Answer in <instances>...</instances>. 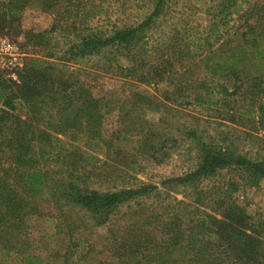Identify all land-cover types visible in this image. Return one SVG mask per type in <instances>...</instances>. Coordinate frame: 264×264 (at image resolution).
<instances>
[{"label":"rangeland","instance_id":"rangeland-1","mask_svg":"<svg viewBox=\"0 0 264 264\" xmlns=\"http://www.w3.org/2000/svg\"><path fill=\"white\" fill-rule=\"evenodd\" d=\"M156 2L19 0L23 9L18 21L0 28L2 77L17 81L29 59H43L53 76L85 87L102 113L89 133L82 119L79 128L69 130L76 138L58 135L60 141L50 144L53 149L34 144L36 151L44 150L39 170L45 194L29 198L37 212L25 220L20 240L26 252L41 257V264H63L65 259L128 264L121 245L141 241V222L149 215L195 209L219 215L226 205H236L254 218L264 217V179L255 182L244 168L219 169L195 186L161 185L194 170L202 144L264 163V121L257 110L264 105V72L253 79L240 77L237 88L227 83L225 92L224 82L212 77L202 61L209 50L221 53L233 47L237 29L245 31L249 25L255 26L264 48V0H162L160 13L135 43L68 58L70 47L82 37L103 38L135 26ZM51 27L50 40L32 36ZM212 29L219 37H210L213 45L208 47L204 38ZM63 106L59 99L51 116L38 123L27 120L34 129L55 132ZM15 113L29 117L24 105ZM92 138L94 144L88 146ZM0 167H8L7 162ZM145 184L158 190L107 216L60 196L72 188L107 192ZM136 264L155 263L138 256Z\"/></svg>","mask_w":264,"mask_h":264},{"label":"trees","instance_id":"trees-1","mask_svg":"<svg viewBox=\"0 0 264 264\" xmlns=\"http://www.w3.org/2000/svg\"><path fill=\"white\" fill-rule=\"evenodd\" d=\"M161 2L157 0L152 12L135 26L118 29L103 38L82 37L77 45L70 47L68 58L83 57L113 44L135 43L140 33L152 24L153 17L160 13ZM22 9L19 0H0V28L17 22ZM255 29L253 25L245 31L237 29L233 47L221 53L208 49L203 55L204 69L224 82L221 83L222 91L226 92L227 83L237 88L235 81L240 77L256 78L264 72L263 43ZM53 30L51 27L32 36L40 41L50 40ZM210 37L219 35H214L212 29L204 38L208 47L213 45ZM48 48L50 52V45ZM51 68L49 62L33 57L18 73L17 81L0 75V162L8 164L6 168L0 167V264H14L17 258L19 264L42 263L40 256L22 248L20 240L25 220L37 212L29 198L45 194L44 176L39 170L44 150L36 151L34 144H47L53 149L50 144L60 141L58 135L76 138V133L69 130L79 128V120L83 119V126L89 133L102 116L98 101L85 87L53 76ZM252 84L258 89V83ZM59 99L65 104L59 112L63 110L66 114L61 112L59 121L53 126L55 132L34 129L29 121L38 123L46 114L51 116V106L57 105ZM23 105L29 113L26 119L15 113ZM257 110L259 120L264 121V105H259ZM250 111L247 109L246 113ZM88 143V146L94 144L93 138L88 139ZM199 153L200 160L194 170L170 177L161 185L195 186L202 178L229 166L244 168L255 182L264 179L262 162L206 144L201 145ZM157 190V186L151 184L107 192L72 188L60 196L94 215L107 216L119 205ZM158 217L149 215L143 219L141 225L145 229L141 241L134 238L128 245H121L128 264H136L138 256L155 264H264V217L261 214L254 218L236 205H226L219 215L195 209L186 214L172 211ZM175 253H178L177 258ZM63 264L77 263L65 259Z\"/></svg>","mask_w":264,"mask_h":264}]
</instances>
